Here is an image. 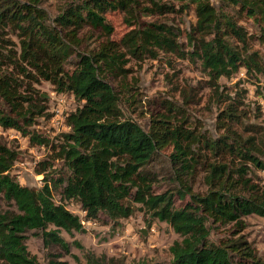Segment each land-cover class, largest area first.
I'll return each instance as SVG.
<instances>
[{"label":"trees","instance_id":"obj_1","mask_svg":"<svg viewBox=\"0 0 264 264\" xmlns=\"http://www.w3.org/2000/svg\"><path fill=\"white\" fill-rule=\"evenodd\" d=\"M63 1L50 16L43 0H0V128L51 152L35 169L42 185L28 188L11 174L17 151L0 142L6 206L0 210V264H38L25 245L29 233L68 254L61 232H83V221L127 219L134 204L179 233L168 249L170 264H264L246 241L214 243L207 230V224L237 228L244 217H264V189L247 177L249 165L264 169V145L243 136L251 130L244 123L250 112L245 92L219 93L227 91L221 80L243 73L247 81L263 82L257 97L264 100V59L253 49L254 41L264 43V0H219L218 7L209 0ZM189 12L194 22L183 33L165 20L142 19ZM108 14L121 15L129 28L116 40ZM248 21L254 33L241 24ZM160 54L198 61L222 104L217 138L191 127L183 108L168 99L152 103L146 129L125 115L124 104L138 93L126 68L130 58ZM41 82L77 102L64 113L59 141L39 128L51 116L36 89ZM164 149H170L176 188L155 193L148 167ZM54 161L60 165L53 167ZM198 179L206 186L201 193L192 189ZM54 195L76 203L82 219ZM101 261L89 257L87 264Z\"/></svg>","mask_w":264,"mask_h":264},{"label":"rangeland","instance_id":"obj_2","mask_svg":"<svg viewBox=\"0 0 264 264\" xmlns=\"http://www.w3.org/2000/svg\"><path fill=\"white\" fill-rule=\"evenodd\" d=\"M209 1L218 7L219 0ZM63 3V0H43L42 5L50 16H54ZM142 19L146 21L165 20L167 23L176 25L182 33L188 31L194 22L192 12L181 15L143 17ZM107 21L113 28L111 34L113 40L118 39L129 29L123 23L121 15L108 14ZM241 24L248 29L249 33L256 31L250 21ZM181 40L185 42L183 36ZM253 49L257 50L264 59V43L254 41ZM126 68L129 70V79L133 78L130 82L135 81L136 83L138 93L135 98H130L133 103L124 104L125 115L140 124L143 129H146L149 124L152 103L155 100L168 99L183 108L187 123L197 131L212 138H217L223 133L217 127V115L222 104H219L212 94L207 76L197 60L178 59L169 54H160L155 60L141 57L130 58ZM221 83L227 90H219V93L223 95L227 92L233 95L236 89L244 90L245 93L240 92V94H242L243 103L250 111L249 118L245 119L244 123L247 129L251 130L242 134L244 137L253 136L264 145V100L257 97V94L263 90V82L254 84L247 81L243 73H239L230 80H221ZM112 85L115 86V84ZM36 89L41 96L46 97L50 115L52 108L56 105L57 95L45 82L38 84ZM66 98L62 103L63 113L70 112L77 106V102L70 97ZM184 100L190 103H181ZM51 116L47 120H40L39 128L54 141H59L58 137L65 130L64 124L60 121L58 123L51 121ZM0 142L18 153L11 170L15 180L22 186L39 189L42 185V176L37 175L35 169L39 167L40 162L48 160L51 154L49 149L44 146H32L28 139L20 137L15 131L1 128ZM169 153L170 149L157 153L148 167L153 176L152 190L155 193L176 188L174 170L169 164ZM262 161L264 162V158ZM52 164L53 167L60 165L58 161ZM248 167L247 177L252 183L264 189V169L251 165ZM192 189L194 192L201 193L206 190V186L202 179H198ZM53 199L61 202L69 212L82 219L83 213L76 203L61 201L56 195ZM136 207L138 206L134 204L133 214L127 219L117 222H109L105 219L97 222L83 221V232H75L71 235L61 232L60 236L68 243V254H63L54 246H45L40 237L32 236L30 233L25 245L38 264H87L89 257L92 261L102 260L97 264H138L140 262L170 264L171 256L168 249L174 241L180 240L179 233L164 222L150 220L149 216L143 215ZM3 209H6V206L0 201V210ZM207 227L210 241L218 243L241 239L254 249L257 256L264 258L263 216L253 214L244 217L237 228L233 225L218 224H207Z\"/></svg>","mask_w":264,"mask_h":264},{"label":"built area","instance_id":"obj_3","mask_svg":"<svg viewBox=\"0 0 264 264\" xmlns=\"http://www.w3.org/2000/svg\"><path fill=\"white\" fill-rule=\"evenodd\" d=\"M63 99H67L65 96L62 95H58L55 102L56 105L52 108L51 111V121H56L55 123H58V121L62 122L63 121V117H64V113L62 110V103L64 102Z\"/></svg>","mask_w":264,"mask_h":264},{"label":"water","instance_id":"obj_4","mask_svg":"<svg viewBox=\"0 0 264 264\" xmlns=\"http://www.w3.org/2000/svg\"><path fill=\"white\" fill-rule=\"evenodd\" d=\"M44 97V96H43ZM144 234V233H143Z\"/></svg>","mask_w":264,"mask_h":264}]
</instances>
